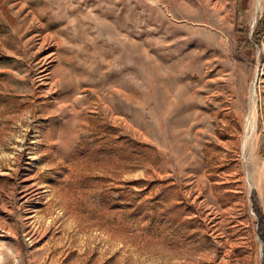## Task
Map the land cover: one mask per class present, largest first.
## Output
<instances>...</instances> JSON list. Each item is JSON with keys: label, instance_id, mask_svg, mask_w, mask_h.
Listing matches in <instances>:
<instances>
[{"label": "rangeland", "instance_id": "1", "mask_svg": "<svg viewBox=\"0 0 264 264\" xmlns=\"http://www.w3.org/2000/svg\"><path fill=\"white\" fill-rule=\"evenodd\" d=\"M0 264H264V0H0Z\"/></svg>", "mask_w": 264, "mask_h": 264}, {"label": "bare ground", "instance_id": "2", "mask_svg": "<svg viewBox=\"0 0 264 264\" xmlns=\"http://www.w3.org/2000/svg\"><path fill=\"white\" fill-rule=\"evenodd\" d=\"M257 114V113H256ZM256 124V123H255Z\"/></svg>", "mask_w": 264, "mask_h": 264}]
</instances>
